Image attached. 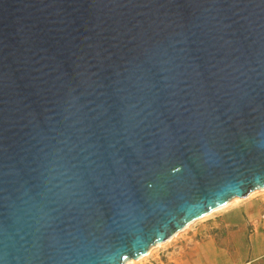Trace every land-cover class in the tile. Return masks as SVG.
Returning a JSON list of instances; mask_svg holds the SVG:
<instances>
[{
  "label": "water",
  "instance_id": "obj_1",
  "mask_svg": "<svg viewBox=\"0 0 264 264\" xmlns=\"http://www.w3.org/2000/svg\"><path fill=\"white\" fill-rule=\"evenodd\" d=\"M264 187V0H0V264H123Z\"/></svg>",
  "mask_w": 264,
  "mask_h": 264
},
{
  "label": "crops",
  "instance_id": "obj_2",
  "mask_svg": "<svg viewBox=\"0 0 264 264\" xmlns=\"http://www.w3.org/2000/svg\"><path fill=\"white\" fill-rule=\"evenodd\" d=\"M253 209L248 205L245 211L251 214ZM231 211L228 216H222L220 222L213 217L211 222L198 226L185 238L179 239L171 249H167L161 264H255L252 257L261 251L260 238L255 235L247 241L239 207ZM207 226H211L213 233L200 232L201 227ZM212 227H219L220 234Z\"/></svg>",
  "mask_w": 264,
  "mask_h": 264
},
{
  "label": "rangeland",
  "instance_id": "obj_3",
  "mask_svg": "<svg viewBox=\"0 0 264 264\" xmlns=\"http://www.w3.org/2000/svg\"><path fill=\"white\" fill-rule=\"evenodd\" d=\"M252 206L253 212L251 214L246 213L245 208L246 206ZM240 209L239 215L244 222V234L247 241H251L253 236L258 235L260 238V243L262 245L261 251L258 255L252 257L256 261L255 264H264V188L252 191L249 196L245 199L233 200L228 206L213 211L212 213L208 214L207 216L194 221L185 229L181 230L177 235H175L172 239L164 242L156 247H153L150 253L147 256L140 258L139 260L132 261L129 264H161L164 260V256L167 253V249H171L179 239L185 238L188 233L194 231L195 228L198 226L207 224L212 221V218L220 222V218L222 216H228L234 208ZM234 227V226H232ZM213 231L219 230V227H212ZM201 233H213L211 231V226H207V228H200ZM222 228L221 231H223ZM199 234V233H198ZM220 234V233H218ZM199 236V235H198ZM249 259V258H248ZM247 259V260H248Z\"/></svg>",
  "mask_w": 264,
  "mask_h": 264
},
{
  "label": "bare ground",
  "instance_id": "obj_4",
  "mask_svg": "<svg viewBox=\"0 0 264 264\" xmlns=\"http://www.w3.org/2000/svg\"><path fill=\"white\" fill-rule=\"evenodd\" d=\"M263 188H264V187L259 188V189H263ZM256 190H258V189H256ZM253 191H254V190H253ZM250 193H251V192H250ZM250 193H249V194H250ZM249 194H248L247 196H245V197H237V196H235V197L231 198V199H230L227 203H225L224 205L219 206V207H217V208L211 210L210 212L206 213L205 215H203V216H201V217H199V218H196L195 220L189 222L186 226H184L182 229L178 230V231H177L176 233H174L171 237H169V238H167V239H165V240H163V241H161V242H156V243L152 244V245L148 248V250H147V252H146L145 254L139 256V257L136 258V259H132V258H131V259H128V260H126L123 264H129V263H131L132 261L139 260L140 258H142V257H144V256H147V255L150 253V251H151V249H152L153 247H156V246H158V245H160V244H162V243H164V242H167L168 240L172 239V238H173L175 235H177L181 230H183V229H185L186 227H188V226H189L190 224H192L194 221H196V220H198V219H201V218L207 216L208 214L212 213L213 211H216V210H218V209H221V208H224V207L228 206L231 202H233V200L245 199V198H247V197L249 196Z\"/></svg>",
  "mask_w": 264,
  "mask_h": 264
}]
</instances>
